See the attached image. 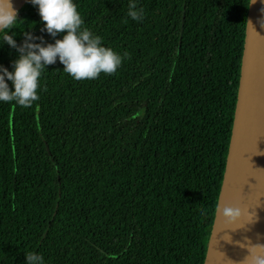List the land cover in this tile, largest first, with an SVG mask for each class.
Instances as JSON below:
<instances>
[{
  "label": "trees",
  "instance_id": "trees-1",
  "mask_svg": "<svg viewBox=\"0 0 264 264\" xmlns=\"http://www.w3.org/2000/svg\"><path fill=\"white\" fill-rule=\"evenodd\" d=\"M74 2L122 63L74 80L57 62L31 106L0 103V264H204L250 0H135L139 21L130 0ZM17 14L18 45L45 35L27 0Z\"/></svg>",
  "mask_w": 264,
  "mask_h": 264
},
{
  "label": "clouds",
  "instance_id": "clouds-1",
  "mask_svg": "<svg viewBox=\"0 0 264 264\" xmlns=\"http://www.w3.org/2000/svg\"><path fill=\"white\" fill-rule=\"evenodd\" d=\"M27 2L36 8L41 31L51 42H46L45 35H34L31 30H25L18 45L13 29L21 19L12 0H0V48L7 45L15 51L10 68L0 64V103L31 106L39 99L37 89L42 72L57 62L74 80L94 79L100 73L112 74L121 65L123 57L102 45L101 37L83 26L74 0ZM127 14L134 21L142 20L144 16L135 0H130ZM217 211L227 224L234 223L240 216L239 209L233 207L217 208ZM246 259L247 264H264V246H252ZM25 264H43L42 257L28 252Z\"/></svg>",
  "mask_w": 264,
  "mask_h": 264
},
{
  "label": "bare ground",
  "instance_id": "bare-ground-1",
  "mask_svg": "<svg viewBox=\"0 0 264 264\" xmlns=\"http://www.w3.org/2000/svg\"><path fill=\"white\" fill-rule=\"evenodd\" d=\"M23 1L12 0L13 7L18 10ZM261 23H264V3L257 11L253 34V37H260L258 43L260 67L241 96L219 204L220 210L224 207L239 209L240 216L234 223L227 224L221 219L218 211L207 264H230L232 261L255 177L264 136V24Z\"/></svg>",
  "mask_w": 264,
  "mask_h": 264
},
{
  "label": "water",
  "instance_id": "water-1",
  "mask_svg": "<svg viewBox=\"0 0 264 264\" xmlns=\"http://www.w3.org/2000/svg\"><path fill=\"white\" fill-rule=\"evenodd\" d=\"M26 2L24 0L19 8ZM262 7L261 0H250L248 17L246 23V33L241 65V74L238 87L237 102L234 114V123L232 129V135L230 140V146L228 151V157L226 162V168L224 178L219 194L218 205L219 209L221 193L226 178L227 168L229 164L230 152L234 137V130L237 121V113L241 102L242 93L249 87V83L252 82L253 78L258 73L260 67V53L258 49V43L260 37H253L256 28V15L257 11ZM18 8V9H19ZM251 22V24H249ZM40 130V128H39ZM262 145L259 153L257 168L251 191L249 193L248 204L246 207V213L243 218L242 228L239 234L238 242L234 247V257L230 264H247V257L249 249L252 246L261 245L264 246V136L262 137ZM43 141L44 138H42ZM47 148V147H46ZM47 152H49L47 148ZM218 211L216 209L215 219L212 226L211 236L207 248L206 258L204 264H207L209 247L212 242L214 227L216 224Z\"/></svg>",
  "mask_w": 264,
  "mask_h": 264
}]
</instances>
